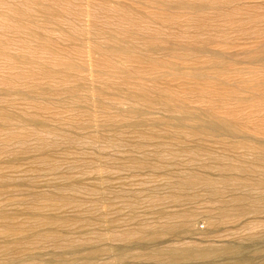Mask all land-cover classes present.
Instances as JSON below:
<instances>
[{"label":"rangeland","instance_id":"1","mask_svg":"<svg viewBox=\"0 0 264 264\" xmlns=\"http://www.w3.org/2000/svg\"><path fill=\"white\" fill-rule=\"evenodd\" d=\"M233 2L230 11L240 12L235 19L241 20L251 15L258 17L261 23L254 25L252 29L262 35L241 37L237 32L239 29L231 25L220 22L213 24L214 10L212 11L210 3L201 7L203 0H0V112L14 118L10 123L0 116V124L3 126L0 125V189L4 187L0 190L3 192H0V212L4 211L14 218V227L11 226L12 231L9 232L0 220V264H9L11 260H14L13 264H47L56 260L58 262L54 264H119L118 256L124 253H129V256L127 255L120 264H152L147 260L136 259L137 255L143 253L140 247H144V244L149 247L148 252L156 248L181 246L218 250L226 245L237 244L246 249L245 253L249 257L248 261L239 264H264L263 204L259 209L261 214L255 219L243 215L245 217L240 218V227H224L217 233L214 232L213 225L223 221L218 219L216 214L220 204L219 200L216 202L206 190L208 186L202 184L199 189H192L193 191L179 189L180 181L185 182L188 177L196 183L216 181V188L218 192H224L222 199L225 201L231 199L230 195L235 189H245L244 191H250L253 195L264 192V189L254 187L250 181L245 183L252 185L246 186L248 189L229 185L227 190L220 181L223 177L243 176L242 172L240 175L238 171L232 173L230 166L239 170L248 166V177L252 173L253 178L264 175L263 168L257 169L258 166L251 165L254 156L245 148L246 143L252 148L253 145L255 147L257 141L254 139L258 137L264 142V108L261 114L255 109L258 104L255 101L264 103V20L261 19L262 15L264 16V0ZM157 30H162L161 37H151ZM146 39L152 42L151 44L161 46L162 50L167 48L168 52L165 50L162 55L159 52L152 54L146 46ZM110 45L134 50L130 54L111 55L108 52ZM60 58L62 60L59 61ZM156 62H164L168 68H162L158 72L156 70V74L155 70L150 68V64ZM70 68L83 70H69ZM248 71L254 74L247 75ZM78 74L79 76L74 78ZM152 74L154 75L151 76ZM33 75L39 79H34ZM65 76H69V81H65ZM195 79H202L206 84L196 86ZM243 81L261 86L258 96L252 97L251 93L240 90ZM160 90L188 101V110H192L191 112H205L217 107L211 104L210 99L201 98V94H233L245 98L247 102L241 106L227 101V109L224 106L225 113L228 115V111L240 112V115L248 118L247 121H230L233 124H242L260 135L252 136L254 138L249 142L242 143L239 142L240 139L219 133L194 136L196 139L189 133L175 134L172 128L177 121L169 117L163 105L146 104L129 97V92H137L138 95L141 91H147L149 97L153 98ZM68 92L73 94H67ZM93 93H96V96ZM99 95L102 105L110 106L111 110L105 105L102 106L101 101L97 105L92 103ZM71 96H77L78 101ZM260 97L263 99L260 100ZM31 99L33 100L30 101ZM83 105L86 109H83ZM113 109L115 110L112 111ZM122 109L126 112H122ZM217 109L218 118L225 117L221 114L224 110ZM133 110L140 114L134 115ZM27 119L32 121L25 122ZM136 121L139 122L138 126L135 125ZM166 122L171 129L165 126ZM42 123H45V126ZM110 123H114L113 126ZM188 124L193 125L191 122ZM4 125L11 127L7 129ZM16 125H19V128ZM49 127L51 128L48 132ZM35 129H38V132ZM44 131L46 132L42 133ZM51 134L52 137L48 136ZM23 140L24 143H21ZM72 142L75 144H71ZM201 188H205L203 190L206 194ZM183 192L186 193L185 196L196 198L181 203L179 198L184 196ZM52 195L54 198H50ZM59 195L69 197L72 201L65 205ZM46 197H49L48 200ZM176 214H186L189 219L187 226L185 225L187 229L181 234L177 233V237L164 235L165 237L161 236L159 241L151 244L138 238H135L137 241L121 239L126 232L140 229L142 225L147 224L148 229H156L173 222L180 224L181 220H173L170 223L167 220ZM51 219H61L68 225L65 229L38 225L39 222H48ZM85 220H91L92 224L99 223L95 227H85L82 223ZM101 222L103 224H100ZM113 225L111 229L110 226ZM34 226L36 236H43L44 231L52 233L44 235L43 238L34 237V234L28 231ZM145 226L142 228H146ZM20 228L27 232L25 237L34 240V245L19 251H5V245L20 238L15 236ZM109 238H112V241ZM70 243L71 248L67 247ZM91 247H94V250ZM104 251L106 253H103ZM80 256H84V259Z\"/></svg>","mask_w":264,"mask_h":264},{"label":"bare ground","instance_id":"2","mask_svg":"<svg viewBox=\"0 0 264 264\" xmlns=\"http://www.w3.org/2000/svg\"><path fill=\"white\" fill-rule=\"evenodd\" d=\"M68 1V0H67ZM70 1V0H69ZM209 0H203V3L200 5L201 7H203V6H208L209 5V3H210V7H211V9H212V11H213V13H212V23L214 24V23H218V22H220V23H223V24H227V25H231V26H233L235 29L237 28V32L240 34V36L241 37H246V36H254V37H258L259 35H262L261 34V32H259V31H257V30H254V28L252 29V27H254V25H256V24H258L259 22H260V19H258V17H254V16H249V17H245L244 19H241V20H236L235 19V17H237L238 15H240V12H238V11H230V9H231V6L233 5V0H210V2H208ZM33 2H34V0H33ZM62 3V2H61ZM36 4V3H35ZM35 6H37V5H35ZM64 7V6H63ZM7 8V7H6ZM74 8V7H73ZM9 10V9H8ZM22 10V9H21ZM20 11V10H19ZM17 12V11H16ZM31 12V11H30ZM49 13V12H48ZM16 14V13H15ZM19 14V13H18ZM37 14V13H36ZM32 15H33V13H32ZM24 16V15H23ZM35 17V16H34ZM75 17V16H74ZM261 19H263L264 20V16L262 15V17H261ZM29 20V19H28ZM31 20H32V18H31ZM262 20V21H263ZM78 21V20H77ZM80 21V20H79ZM35 22V21H34ZM59 22V21H58ZM31 23V22H30ZM67 23H69V22H67ZM66 23V24H67ZM167 23V22H166ZM219 23V24H220ZM261 23V22H260ZM32 24V23H31ZM36 24H37V22H36ZM65 24V23H64ZM65 24V25H66ZM168 24V23H167ZM24 25V24H23ZM35 25V24H34ZM59 25V24H58ZM62 25V24H61ZM71 25V24H70ZM171 25V24H170ZM173 25V24H172ZM11 26V25H10ZM41 26V25H40ZM162 26V25H161ZM164 26H165V23H164ZM169 26V25H168ZM38 27V26H37ZM46 27V26H45ZM66 27V26H65ZM142 27V26H141ZM42 28V27H41ZM68 28H69V26H68ZM167 28V27H166ZM44 29V28H43ZM136 29V28H135ZM154 29V28H153ZM231 29V28H230ZM15 30V29H14ZM60 30V29H59ZM17 31V30H16ZM41 31V30H40ZM39 31V32H40ZM111 31V30H110ZM117 31H119V30H117ZM129 31V30H128ZM133 31V30H132ZM235 31V30H234ZM18 32V31H17ZM38 32V31H37ZM42 32V31H41ZM70 32V31H69ZM100 32V31H99ZM102 32V31H101ZM112 32V31H111ZM143 32V31H142ZM1 33V32H0ZM15 33V32H14ZM43 33V32H42ZM52 33H53V31H52ZM62 33V32H61ZM72 33V32H71ZM139 33V32H138ZM141 33V32H140ZM215 33V32H214ZM237 33V34H238ZM34 34V33H33ZM38 34V33H37ZM46 34V33H45ZM96 34V33H95ZM112 34V33H111ZM127 34H129V33H127ZM142 34V33H141ZM183 34V33H182ZM181 34V35H182ZM228 34V33H227ZM236 34V33H235ZM60 35V34H59ZM101 35V34H100ZM105 35V34H104ZM115 35V34H114ZM161 35H162V30H157V31H155V32H153L150 36L151 37H153V38H155V36L157 37V36H160L161 37ZM181 35H180V37H181ZM186 35V34H185ZM188 35V34H187ZM24 36V35H23ZM33 36H35V35H33ZM64 36V35H63ZM72 36V35H71ZM88 36V35H87ZM130 36V35H129ZM132 36H134V35H132ZM146 36V35H145ZM223 36V35H222ZM225 36V35H224ZM21 37V36H20ZM38 37H39V35H38ZM41 37V36H40ZM66 37V36H65ZM116 37V36H115ZM127 37V36H126ZM136 37V36H135ZM148 37H149V35H148ZM42 38V37H41ZM72 38V37H71ZM70 38V39H71ZM75 38V37H74ZM133 38V37H132ZM150 38V37H149ZM187 38V37H186ZM211 38V37H210ZM138 39V38H137ZM136 39V40H137ZM151 39V38H150ZM191 39V38H190ZM131 40V39H130ZM133 40H134V38H133ZM140 40V39H139ZM177 40V39H176ZM11 41V40H10ZM40 41L42 42L43 40L42 39H40ZM45 41V40H44ZM83 41V40H82ZM82 41H81V43H82ZM146 46L150 49V51H151V53L152 54H156V53H160L161 55H162V51L165 53V50H167V52H168V49L166 48L165 50H162L160 47L161 46H156V45H154V44H151L149 41H148V39H146ZM162 41V40H161ZM167 41V40H166ZM171 41V40H170ZM1 42V41H0ZM90 42V41H89ZM135 42V41H134ZM133 42V43H134ZM154 42V41H153ZM5 43V42H4ZM67 43V42H66ZM137 43V42H136ZM142 43V42H141ZM3 44V43H2ZM13 44V43H12ZM42 44V43H41ZM162 44V43H161ZM21 45V44H20ZM43 45V44H42ZM42 45H41V47H42ZM106 45V44H105ZM128 45H129V43H128ZM139 45H140V43H139ZM37 46V45H36ZM102 46V45H101ZM142 46V45H141ZM20 47V46H19ZM30 47V46H29ZM46 47V46H45ZM77 47V46H76ZM106 47V46H105ZM31 48V47H30ZM44 48V47H43ZM50 48V47H49ZM81 48V47H80ZM109 48L110 49H108L109 51V54H111V55H116V54H130V53H132L133 52V50L134 49H130V48H126V47H121V46H119V45H115V46H109ZM32 49H33V47H32ZM35 49V48H34ZM52 49H55V48H52ZM78 49V48H77ZM97 49V48H96ZM107 49V48H106ZM39 50V49H38ZM44 50H46V49H44ZM51 50V49H50ZM63 50V49H62ZM72 50V49H71ZM170 50V49H169ZM47 52L49 53V50H48V48H47ZM46 52V53H47ZM59 52H61V49L59 50ZM66 52H67V50H66ZM68 52H70V50H68ZM96 52L98 53V49L96 50ZM6 53V52H5ZM32 53V52H31ZM72 53V52H71ZM77 53V52H76ZM99 53H102V52H99ZM136 53V52H135ZM147 53V52H146ZM2 54V53H1ZM33 54V53H32ZM51 54H53V53H51ZM55 54V53H54ZM53 54V55H54ZM74 54V53H73ZM40 55V54H39ZM59 55V54H58ZM76 55V54H75ZM82 55V54H81ZM52 57V56H51ZM106 57V56H105ZM148 57H149V55H148ZM47 58V57H46ZM53 58V57H52ZM12 59V58H11ZM54 59H55V57H54ZM47 60V59H46ZM60 60H62L61 58L59 59V61ZM101 60V59H100ZM158 60V59H157ZM49 61V60H48ZM47 62V61H46ZM52 62V61H51ZM50 62V63H51ZM165 62V61H164ZM163 62V63H164ZM15 63V62H14ZM41 63H42V61H41ZM162 62H156V63H151L150 65V68H151V70L153 71V70H155L154 72H156V70H157V72H158V70H162V68H168L167 66H165L164 64H163ZM13 64V63H12ZM47 64H49V63H47ZM54 65V64H53ZM74 65V64H73ZM14 66V65H13ZM12 66V67H13ZM65 66V65H64ZM72 67H74V66H72ZM78 67V66H77ZM69 68V67H68ZM83 68H84V66H83ZM44 69H42V71H43ZM69 70H83L82 68H78V69H72V68H70ZM45 71V70H44ZM47 71V70H46ZM49 71V70H48ZM52 71V70H51ZM167 71V70H166ZM176 71H182V70H176ZM70 72H72V71H70ZM69 72V73H70ZM76 72V71H75ZM151 72V71H150ZM157 72H156V74H157ZM164 72V71H163ZM168 72V71H167ZM38 74L39 73H41V72H37ZM44 73H46V72H44ZM43 73V74H44ZM49 74H50V72H48ZM69 73H67L68 75H69ZM74 73V72H73ZM77 73V72H76ZM251 74H254L252 71H248V73H247V75H251ZM18 75V74H17ZM30 75V74H29ZM37 75V74H36ZM46 75V74H45ZM52 75V74H51ZM56 75H58L57 73H56ZM55 74H54V76H56ZM154 74H152L151 76H153ZM31 76H32V74H31ZM38 76V75H37ZM44 76V75H43ZM79 76V74L77 75V76H74V78L75 77H78ZM161 76V75H160ZM23 77V76H22ZM33 77H34V79H39V77H37V78H35V75H33ZM41 77V76H40ZM67 79H65V81H67L68 80V78H69V76L67 77V76H65ZM240 77V76H239ZM238 77V78H239ZM24 78H25V76H24ZM29 78V77H28ZM31 78V77H30ZM49 78H50V76H49ZM52 78H54L53 76H52ZM155 78V77H154ZM153 78V79H154ZM240 78H242V77H240ZM21 79H23V78H21ZM31 79H33V78H31ZM37 79V80H38ZM57 79H58V77H57ZM23 80H25V79H23ZM28 80V79H27ZM46 80V79H45ZM53 80V79H52ZM156 80V79H155ZM195 80H197V79H195ZM245 80V79H244ZM49 81V80H48ZM61 81V80H60ZM64 81V80H63ZM69 81V80H68ZM72 81H74V80H72ZM76 81H78V80H76ZM80 81H82V80H80ZM165 81V80H164ZM247 81H248V79H247ZM2 82H3V80H2ZM28 82V81H27ZM31 82V81H30ZM70 82H71V80H70ZM83 82V81H82ZM154 83H156L155 81H153ZM184 82V81H183ZM68 83V82H67ZM79 83V82H78ZM158 83V82H157ZM195 83H196V86H204V84H206L205 83V81H203L202 79H199V80H197V81H195ZM15 84V83H14ZM38 84V83H37ZM80 84V83H79ZM125 84V83H124ZM22 86V85H21ZM76 86H77V83H76ZM165 86V85H164ZM175 86V85H174ZM83 87V86H82ZM167 87V86H166ZM261 86H257V85H252V84H250L249 82H246V81H243L242 82V84H241V86H240V90H242L243 92H247V93H251L250 94V96H252V97H255V96H258V92H259V88H260ZM12 88V87H11ZM114 88V87H113ZM161 88V87H160ZM212 88H214V87H212ZM12 89H14V88H12ZM72 89H74V87L72 88ZM81 89V88H80ZM84 89V88H83ZM116 89H118V86H116ZM164 89V88H163ZM191 89V88H190ZM210 89V88H209ZM77 90V92H78V89H76ZM129 90V89H128ZM65 91H66V89H65ZM68 91H70V90H68ZM83 90H81V92H82ZM56 92V91H55ZM63 92H64V90H63ZM201 92H203L204 93V91H201ZM211 92V91H210ZM215 92V91H214ZM213 92V93H214ZM218 92V91H217ZM2 93V92H1ZM1 93H0V95H1ZM30 93V92H29ZM69 93H72V92H68L67 94H69ZM79 93H80V90H79ZM78 93V94H79ZM83 94H84V91L82 92ZM137 93V92H136ZM136 93H134V92H129V97H130V99L132 98V99H135V100H138V101H142V102H144V103H146V104H152V105H155V103H159L160 105H163L164 107H165V112L167 113V114H169L170 116L169 117H172L173 119H175V121H177V124L172 128L173 130H174V132H175V134H187V133H189V134H191V135H193V137L194 136H199V135H207V134H212V133H219V134H221V135H226V136H230V137H233V139H240L239 140V142H249L250 141V139H253L252 138V136H255V135H260V133L258 132H253V131H251V130H248L247 129V127L246 126H242V124H233L230 120L231 119H237V120H239V121H247L248 120V118H246V117H244V115L242 114V115H240V112H232V111H228V115H226V113H225V108H224V106L226 107V102L227 101H230V102H235V103H237V105L239 104L240 106L242 105V104H245L246 102H247V100L244 98H241V97H239V96H237V95H233V94H229L228 96H219V95H217V96H215V95H213V94H210L209 92V94H206V96L204 95V94H201V98H207V99H210V101L212 102H210L212 105H214V107L215 106H217L216 108H214V109H210V110H208V111H205V112H202L201 110L200 111H195V112H191L190 110H188L190 107H188L189 105H188V101H186L185 99H183V98H179V97H177V96H173V95H168V93H166L165 91H157L156 92V96L155 97H153V98H150L149 97V93L147 92V91H141V92H139V94L138 95H136ZM170 93V92H169ZM49 93H47V95H48ZM73 94V93H72ZM71 94V95H72ZM85 94H86V91H85ZM94 94V93H93ZM96 94V93H95ZM94 94V96H96ZM224 94H226V93H224ZM31 95V94H30ZM33 95V94H32ZM101 95V94H100ZM100 95H99V97L97 96V99H95L96 101L94 102H92V103H94V104H98V103H100V101H101V97H100ZM120 95V94H119ZM220 95H222V94H220ZM261 95V94H260ZM34 96H36V95H34ZM78 96V95H77ZM77 96H75L74 98H76V101H78L77 100ZM81 96V95H80ZM262 96V95H261ZM16 97V96H15ZM67 97H68V95H67ZM79 97V96H78ZM83 97V96H82ZM120 97V96H119ZM18 98V97H17ZM35 98V97H34ZM33 98V99H34ZM37 98V97H36ZM40 98V97H39ZM42 98V97H41ZM71 98H73L72 96H71ZM73 98V99H74ZM118 98V97H117ZM199 98V97H198ZM257 98H259V97H257ZM257 98H255L256 100H257ZM261 99L260 100H262L263 98L262 97H260ZM30 99V98H29ZM33 99H31L30 101H32ZM66 99H68V98H66ZM65 99V100H66ZM83 99V98H82ZM84 99H85V97H84ZM131 99V100H132ZM36 100L37 99H35L34 101L36 102ZM259 100V99H258ZM22 101V100H21ZM54 101V100H53ZM87 102H88V96H87V100H86ZM92 101V100H91ZM196 101H198V100H196ZM209 101V100H208ZM82 102V101H81ZM256 103H258L256 106H255V109H257V113L258 114H261L262 113V110H263V108H264V103H261L260 101H255ZM263 102H264V99H263ZM30 103H32V102H30ZM34 103V102H33ZM75 103V102H74ZM35 104V103H34ZM72 104V103H71ZM83 104V103H82ZM88 104V103H87ZM90 104V103H89ZM101 105H102V101H101V103H100ZM158 104V105H159ZM261 104V105H260ZM78 105V104H77ZM85 105V104H84ZM83 105V106H84ZM105 104H103L102 106H104ZM207 105V104H206ZM37 106V105H36ZM58 106V105H57ZM71 106V105H70ZM88 106V105H87ZM95 106V105H94ZM16 107V106H15ZM27 107V106H26ZM89 107V106H88ZM95 107H97V106H95ZM101 107V106H100ZM105 107H107L106 105H105ZM234 107V106H233ZM4 108V107H3ZM2 108V109H3ZM43 108V107H42ZM81 108V107H80ZM86 109V107L84 106L83 107V109ZM91 108V107H90ZM94 108V107H93ZM102 108V107H101ZM104 108V107H103ZM108 108H110L109 110H111L112 108L109 106V107H107V109ZM113 108H115V107H113ZM217 108H220V110H224V112H222L221 114H223L225 117H222V118H218V114H219V111H217L218 109ZM235 108V107H234ZM5 109V108H4ZM36 109V108H35ZM38 109H40V108H38ZM82 109V110H83ZM92 109V108H91ZM94 109H96V108H94ZM118 109V108H117ZM121 109V108H120ZM217 109V110H216ZM226 109H227V107H226ZM46 110V109H45ZM77 110V109H76ZM115 109H113L112 111H114ZM119 110V109H118ZM130 110V109H129ZM152 110V109H151ZM203 110V109H202ZM235 110V109H234ZM81 111V110H80ZM108 111V110H107ZM107 111H106V115H107ZM122 112L123 111H125V110H121ZM140 111V110H139ZM111 112V111H110ZM117 112V111H116ZM119 112H120V110H119ZM126 112V111H125ZM128 112V111H127ZM146 112V111H145ZM21 113V112H20ZM104 113V112H103ZM118 113V112H117ZM134 115H136V113H139V112H137L136 110H133V112H132ZM53 114V113H52ZM108 114H109V112H108ZM119 114V113H118ZM124 114V113H123ZM140 114V113H139ZM29 115V114H28ZM110 115V114H109ZM128 115V114H127ZM0 116L4 119V120H6V121H11L12 122V120L14 119L13 118V116H9V114L8 115H5V113H3V112H0ZM19 116V115H18ZM21 116V115H20ZM24 116H26V115H24ZM120 116V115H119ZM122 116V115H121ZM255 116V115H254ZM14 117H15V115H14ZM17 117V116H16ZM31 117H34V116H31ZM31 117H29L28 116V118H31ZM35 117H36V119H37V116L35 115ZM34 117V118H35ZM125 117H127L126 115H125ZM1 118V119H2ZM22 118H24V117H22ZM76 118V117H75ZM79 118V117H78ZM122 118V117H121ZM128 118H129V116H128ZM130 118H131V116H130ZM152 118V117H151ZM172 118H170V119H172ZM240 118H241V120H240ZM20 119V118H19ZM38 119H39V117H38ZM111 119V118H110ZM21 120V119H20ZM139 120V119H138ZM141 120H143V119H141ZM235 120L233 121V122H235ZM26 121H30V120H25V122ZM31 121H32V119H31ZM30 121V122H31ZM40 121V120H39ZM147 121V120H146ZM260 121V120H259ZM10 122V123H11ZM23 122V121H22ZM24 122V123H25ZM34 123L36 122V120L35 121H33ZM37 122H38V120H37ZM41 122V121H40ZM39 122V123H40ZM52 122V121H51ZM110 122V121H109ZM111 122H112V119H111ZM138 121H136V123H135V125L136 126H138L139 125V122L137 123ZM144 122V121H143ZM150 122V121H149ZM163 122V121H162ZM173 122V121H172ZM188 122H191V123H193V125L191 126H189V124H188ZM262 122H264V121H262ZM0 123H2V122H0ZM16 122L14 121V124H15ZM24 123H22V124H24ZM47 123V122H46ZM148 123V122H147ZM156 123V122H155ZM4 124V123H3ZM7 124H9V123H7ZM22 124H20V125H22ZM27 124V123H26ZM28 124H29V122H28ZM111 124V123H110ZM112 124H114V123H112ZM111 124V125H112ZM134 124V123H133ZM165 124V126H167V127H170V129H171V126H169V124L166 122V123H164ZM1 125V127H3L2 126V124H0ZM11 125V124H10ZM10 125H4V126H7V129H8V127L10 126ZM33 124H31V126H32ZM38 125V124H37ZM36 125V126H37ZM42 125H43V123H42ZM52 125V124H51ZM50 125V126H51ZM134 125V126H135ZM141 125V124H140ZM159 125H160V123H159ZM14 126V125H13ZM12 126V127H13ZM18 128H19V125H16ZM26 126V125H25ZM43 126H45V123H44V125ZM48 126H49V124H48ZM113 126V125H112ZM145 126V125H144ZM163 126V124H161V127ZM249 126V125H248ZM262 126V125H261ZM11 127V126H10ZM9 127V128H10ZM16 127V128H17ZM33 127V126H32ZM35 127V126H34ZM41 127V126H40ZM40 127H37V128H40ZM126 127V126H125ZM130 127V126H129ZM141 127V126H140ZM147 127V126H146ZM14 128V127H13ZM13 128H12V130H13ZM15 128V129H16ZM36 128V127H35ZM50 128L51 127H49V128H47L48 129V132H49V130H50ZM259 128H260V126H259ZM262 128V127H261ZM23 129V128H22ZM28 129V128H27ZM43 129V128H42ZM137 129V128H136ZM144 129V128H143ZM3 130V129H2ZM36 130V129H35ZM39 130H41V128L39 129ZM44 130V129H43ZM42 130V131H43ZM46 130V129H45ZM156 130V129H155ZM4 131V130H3ZM3 131H1V132H3ZM28 131V130H27ZM52 132H54L53 130H51ZM120 131V130H119ZM14 132V131H13ZM35 132V131H34ZM36 132H38V129L36 130ZM35 132V133H36ZM41 132V131H40ZM40 132L38 133V134H40ZM46 131H44V132H42V133H45ZM60 132V131H59ZM15 133V132H14ZM22 133H23V131H22ZM25 133V132H24ZM32 133V132H31ZM41 133V134H42ZM56 133V132H55ZM166 133V132H165ZM262 133V132H261ZM6 134V133H5ZM10 134H13V133H11L10 132ZM16 134V133H15ZM47 134V133H46ZM188 134V135H189ZM27 135V134H26ZM32 135V134H31ZM52 135L53 134H51V135H48V136H51L52 137ZM59 134H57V136H58ZM264 135V134H263ZM262 135V136H263ZM19 136V135H18ZM24 136V135H23ZM34 136V135H33ZM190 136V135H189ZM208 136V135H207ZM261 136V137H262ZM54 137V136H53ZM62 137V136H61ZM161 137V136H160ZM257 137V136H256ZM156 138V137H155ZM154 138V139H155ZM195 138V137H194ZM197 138V137H196ZM195 138V139H196ZM259 138V137H258ZM258 138H255L254 139V141L256 142L255 144V147H254V145H253V148L252 147H250V145H248V143H246V149L248 150V151H250L252 154H253V158H254V162H252L251 163V165H256V166H258L257 167V169H264V142L262 141V140H259ZM8 139V138H7ZM24 139H26V138H24ZM34 139V138H33ZM148 139H150L149 137H148ZM218 139V138H217ZM55 140V139H54ZM70 140V139H69ZM20 141H21V139H20ZM44 141V140H43ZM71 141V140H70ZM72 141H74V140H72ZM30 142V141H29ZM41 142V141H40ZM66 142H68V141H66ZM1 143V142H0ZM21 143H24V140H23V142H21ZM26 143V142H25ZM205 143V142H204ZM4 144V143H3ZM7 144H8V142H7ZM6 144V145H7ZM71 144H75L74 142H72ZM9 145V144H8ZM23 145V144H22ZM45 144H43V146H44ZM52 145V144H51ZM55 145H57V143L55 144ZM54 145V146H55ZM53 146V148H57V147H54ZM75 146H77V145H75ZM164 146V145H163ZM13 147V146H12ZM52 147V146H51ZM71 148H72V145L70 146ZM49 148H50V146H49ZM59 148V147H58ZM142 148V147H141ZM224 148V147H223ZM10 149H11V147H10ZM29 149V148H28ZM227 149V148H226ZM14 150V149H13ZM199 150V149H198ZM252 150V151H251ZM3 151V150H2ZM15 151V150H14ZM28 151V150H27ZM202 151V150H201ZM39 152V151H38ZM41 152V151H40ZM44 152V151H43ZM199 152V151H198ZM202 153V152H201ZM43 157H44V155H42ZM49 156V155H48ZM55 156V155H54ZM41 158V157H40ZM46 158V157H45ZM15 159V158H14ZM43 160V159H42ZM52 160V159H51ZM247 160V159H246ZM49 161V159L46 161V162H48ZM134 161V160H133ZM32 162V161H31ZM237 162V161H236ZM135 163V162H134ZM141 163V162H140ZM218 163H220L219 161H218ZM49 163H47V165H48ZM246 165V164H245ZM250 165V166H251ZM46 166V165H45ZM219 166V165H218ZM243 166H244V164H243ZM250 166H249V168H250ZM248 167V166H247ZM247 167H243L242 169L243 170H239V169H237L236 167H234V166H230L229 167V170L230 171H233L232 173H235L236 171H238L239 173V175H240V173L242 172V173H244L245 174V172H246V177H244V174H243V176H237V178H235V177H223V178H221V183H222V185H224L225 187H227L226 188V190L228 189V187H229V185L231 186V185H234V186H238L239 188L240 187H245V188H247L246 186H248L249 184H245V183H247V182H251V184L255 187H259V188H261L262 190L264 189V175H262L263 177H259V178H253L251 175H253V173L252 174H250V177H248L249 176V174H247L248 173V171H249V169L247 168ZM228 170V171H229ZM216 171V170H215ZM228 171H226V173L228 172ZM223 172V171H222ZM264 172V171H263ZM250 173H251V170H250ZM221 174V173H220ZM237 174V173H236ZM223 175V174H222ZM229 175V174H228ZM220 176V175H219ZM224 176V175H223ZM230 176V175H229ZM221 177V176H220ZM252 178V179H251ZM182 179V178H181ZM186 179H188V180H186L185 182H184V180L181 182L180 181V190L182 191L183 189H189L188 191H193L192 189H194V188H198V187H200V185H207L208 186V188H206V190H208V192L211 194V197H213V198H215L216 199V202L219 200V203L218 204H220V206L216 209V211H217V217H218V219H220V220H223V221H219V223H215L213 226H214V232H217V231H219L220 229L222 230V228H224V227H233L232 225H235V227H240L241 225H240V221H241V219L240 218H243V217H245V216H243V215H247V216H252V217H254V219H255V217H258V215L259 214H261L260 212H259V209H260V206H262L261 204H263V206H264V192L263 191H261L262 193L261 194H257V195H253V194H251V193H247L246 191H244V190H238L237 189V191H236V189H235V191H233L232 193H231V195H230V200H228V201H225V200H223L222 198H223V194H224V192H223V194L221 193V192H218V190H217V188H216V185L218 184H216V181H209V182H202L201 183V181H199L198 183H196L195 181H193V179L192 180H190L188 177L186 178ZM196 179V178H195ZM218 180V179H217ZM1 181V180H0ZM196 181H198V180H196ZM215 182V183H214ZM5 183V182H4ZM179 183V182H178ZM177 183V184H178ZM221 183H219V185L221 184ZM10 184V183H9ZM176 184V185H177ZM250 184V185H251ZM249 185V186H250ZM251 185V186H252ZM1 186V185H0ZM204 186V187H205ZM218 186V185H217ZM224 186H223V188H224ZM233 186V187H234ZM2 188H4V187H2ZM2 188L0 189V190H2ZM177 188V187H176ZM221 188V187H220ZM241 188V189H242ZM256 188V189H257ZM6 189V188H5ZM199 189V188H198ZM197 189V190H198ZM203 189H205V188H203ZM202 188H201V190H203ZM230 189V188H229ZM234 189V188H233ZM248 189V188H247ZM7 190V189H6ZM179 190V192H181ZM196 190V189H195ZM249 190H250V188H249ZM258 190V189H257ZM68 191V190H67ZM66 191V192H67ZM204 192V194H206V192H205V190H203ZM231 191V190H230ZM1 192V191H0ZM63 192V191H62ZM178 192V191H177ZM1 193H3V192H1ZM182 193V192H181ZM184 193V192H183ZM186 193H187V191H186ZM186 193H184V196H180V194H179V196H180V198H179V200H180V202L182 203L183 201H184V203H185V201H190V200H193L194 198H196L195 196H185V194ZM189 193V192H188ZM187 193V194H188ZM198 193H200V191L199 192H197V194ZM220 193L222 194V195H220ZM260 193V192H259ZM191 194H193V193H191ZM195 194H196V191H195ZM1 195V194H0ZM182 195V194H181ZM208 195V194H207ZM2 196V195H1ZM41 196V195H40ZM49 196V195H48ZM62 199L61 200H64V203H65V205H69L68 204V202L69 201H72V199L71 198H69V197H64L63 195L61 196V195H59ZM197 197H200V195L198 196V195H196ZM209 197H210V195H208ZM225 196V195H224ZM34 197H36V196H34ZM54 198V195H52L50 198ZM47 198V200H48V198L49 197H46ZM177 198V197H176ZM43 199V198H42ZM218 199V200H217ZM225 199V198H224ZM39 200V199H38ZM208 200H209V198H208ZM221 200V201H220ZM34 201H36V200H34ZM174 201H176V200H174ZM211 201V200H210ZM38 202V201H37ZM179 202V201H178ZM210 203V202H209ZM211 203H213V201L211 202ZM186 204H187V202H186ZM186 204H184V205H186ZM189 204V203H188ZM217 204V205H218ZM134 208V207H133ZM34 210H35V208H33ZM134 211V210H133ZM184 212H187V211H184ZM262 212V211H261ZM30 213H31V211H30ZM133 213V212H132ZM162 213V212H161ZM191 213V212H190ZM212 213V212H211ZM210 213V214H211ZM28 214H29V212H28ZM162 214H165V213H162ZM159 215H160V213H159ZM166 215V214H165ZM208 215V214H207ZM156 216V215H155ZM160 216H162V215H160ZM193 217V216H192ZM209 217V216H208ZM100 218H102V216H100ZM158 218H159V216H158ZM165 218V217H164ZM228 218H231V220H228ZM166 219V218H165ZM228 220V222H226V221H224V220ZM0 220H2V222H4L3 224H4V226H5V230H7L8 232L9 231H12V229H11V226H13V220H14V218L12 217V216H10L9 214H7V213H5L4 211H1L0 212ZM100 220V219H99ZM167 220H169V223H170V221H173V220H181V222H180V224H176V223H172V224H167V225H165V226H161V228H156V229H148L146 226H148L147 224H146V228H142V227H144L143 225H142V227L140 226V229H137V230H134V231H130V232H126L123 236H121V239H124V240H130V241H132V240H134L135 238H138V239H140V240H142L143 242H146L147 244H151V243H154L155 241L157 242V241H159L160 240V237L162 236H164V235H171V236H176L177 237V233H182V232H184V229L186 228V226H187V224H186V222L188 223V220L189 219H187V215L186 214H176V215H174V216H172V217H170V219H168L167 218ZM176 221V222H177ZM191 221V220H190ZM231 221V222H230ZM1 222V223H2ZM192 222V221H191ZM83 223V226H85V227H88V226H91V227H95V225L97 224V223H99V222H94L93 224H92V221L91 220H85L84 222H82ZM137 223V222H136ZM144 223V222H143ZM159 223V222H158ZM179 223V222H178ZM92 224V225H91ZM100 224H103L102 222L100 223ZM100 224H98V225H100ZM140 224H142V223H140ZM196 224H198V223H196ZM211 224V223H210ZM40 227H48V226H50L51 227V229L53 228V227H57V228H63V229H65L64 227L65 226H67L68 224L66 223V222H64L63 220H59V219H51L50 221H48V222H45V221H42V222H39V224H38ZM97 225V226H98ZM161 225V224H160ZM186 225V226H185ZM191 225V224H190ZM1 226H3V225H1ZM210 226V225H209ZM211 226H212V224H211ZM14 227V226H13ZM99 227V226H98ZM101 227V226H100ZM109 227V226H108ZM111 227V229L114 227V225L113 226H110ZM189 227V226H188ZM3 228V227H2ZM34 228H36V226H34V227H30V229L28 230L29 232H31V233H33L34 235V237L36 236V233H35V229ZM56 228V229H57ZM67 228V227H66ZM203 228V227H202ZM245 228V227H244ZM47 229V228H46ZM55 229V228H54ZM53 229V230H54ZM107 229H109V228H107ZM187 229V228H186ZM195 229V228H194ZM236 229V228H235ZM238 229V228H237ZM18 230V233H15V236H19L20 238L18 239V240H16V241H14V242H12L11 244L9 243V244H7V245H5L4 246V249H5V251H9V250H11V251H14V250H18L19 251V249H23L24 247H26V246H28V247H31V246H33L34 245V240H32V238L31 237H25V233H27L25 230H23V229H17ZM48 230V229H47ZM60 230V229H59ZM189 230V229H188ZM14 231V230H13ZM55 231V230H54ZM53 231V232H54ZM63 231V230H62ZM62 231H60L61 233H62ZM110 231V230H109ZM187 231V230H186ZM55 232H57V230L55 231ZM59 232V233H60ZM116 232V231H115ZM214 232H212V233H214ZM43 233H45V234H43V236H36L37 238H43L44 237V235H46V234H49V233H46L45 231L43 232ZM52 233V232H51ZM50 233V234H51ZM58 233V234H59ZM188 233V232H187ZM218 233V232H217ZM14 234V233H13ZM115 233H113V235H114ZM216 234V233H215ZM54 235V234H53ZM61 235V234H60ZM64 235V234H63ZM112 235V234H111ZM111 235L109 236V237H111ZM179 235V234H178ZM67 236V235H66ZM183 236H184V234H183ZM65 237V236H64ZM113 237V236H112ZM123 237V238H122ZM165 237V236H164ZM169 237V236H168ZM66 238V237H65ZM113 238H115V237H113ZM117 238H118V236H117ZM182 238V237H181ZM253 238V237H252ZM50 239V238H49ZM63 239V238H62ZM99 239V238H98ZM110 239V238H109ZM112 239V238H111ZM110 239V240H111ZM116 239V238H115ZM161 239H163V238H161ZM52 240V239H51ZM56 240V239H55ZM54 240V242L57 244V242ZM65 240V239H64ZM114 240V239H113ZM117 240V239H116ZM136 240V239H135ZM170 240H172V239H170ZM184 240V239H183ZM67 241V240H66ZM99 241V240H98ZM112 241V240H111ZM118 241V240H117ZM121 241V240H120ZM137 241V240H136ZM162 241V240H161ZM160 241V242H161ZM61 242V241H60ZM101 242V241H100ZM99 242V243H100ZM138 242H140V241H138ZM98 243V244H99ZM129 243V242H128ZM133 243V242H132ZM180 243V242H179ZM59 245H60V243H58ZM127 244V243H126ZM134 244V243H133ZM142 244V243H141ZM141 244H139V245H141ZM159 244V243H158ZM182 244H184V243H182ZM53 245H55L54 243H53ZM82 245H83V243H82ZM135 245V244H134ZM137 245V244H136ZM138 245V246H139ZM185 245V244H184ZM56 246V245H55ZM54 246V247H55ZM71 246H72V243H70L67 247H69V248H71ZM154 246H159V245H157V244H154ZM58 247V246H57ZM95 247V246H94ZM94 247L92 248L93 250H94ZM100 247V246H99ZM140 247V246H139ZM60 248V247H59ZM58 248V249H59ZM90 248V247H89ZM138 248V247H137ZM142 250H143V253H141V255L139 256V255H137V257H136V259H138V260H147V261H149V262H152V264H239V263H242V262H246V260L248 261L249 260V257L247 256V254L245 253V248L244 247H242L241 245H238L237 246V244H230V245H226L225 247H223V248H221V249H218V250H215V249H212V248H207V249H200V248H198V247H195V246H189V247H184V246H181V247H175V248H169V249H158V248H156V249H154V250H152V251H149L148 252V249H149V247L148 246H146V244H144V247H140ZM152 248H153V246H152ZM159 248H160V246H159ZM80 249V248H79ZM84 249H85V247H84ZM95 249H97V248H95ZM98 249H100V248H98ZM97 249V250H98ZM151 249V248H150ZM75 250H76V248H75ZM103 250H105V249H103ZM107 250V249H106ZM121 250V249H120ZM129 250V249H128ZM131 250V249H130ZM145 250V251H144ZM110 251H111V249H110ZM117 251V250H116ZM63 252H65V251H63ZM83 252H85L84 250H83ZM94 253V252H93ZM97 253V252H96ZM103 253H106V251H104ZM85 254H86V252H85ZM84 254V255H85ZM95 254V253H94ZM98 254H99V252H98ZM125 254V253H124ZM124 254H121V255H119L118 256V260L120 261V263H121V261H123L126 257H127V255L129 256V253L127 254V252H126V254L127 255H124ZM92 255V254H91ZM103 255V254H102ZM114 255H116V254H114ZM235 255V257H232V256H234ZM58 256V255H57ZM97 256V255H96ZM99 256V255H98ZM136 256V255H135ZM237 256V257H236ZM30 257V256H29ZM80 257H82V256H80ZM84 257V256H83ZM82 257V258H83ZM100 257V256H99ZM103 257V256H102ZM40 258V257H39ZM39 258H37V259H39ZM51 258H53V257H51ZM86 258V257H85ZM41 259V258H40ZM61 259V258H60ZM84 259V258H83ZM56 260V259H55ZM88 260V259H87ZM115 260L116 261H118L116 258H115ZM132 260H133V258H132ZM14 261V260H13ZM12 260L10 261V263L11 264H13L12 262H13ZM37 261V260H36ZM50 261H51V259H50ZM86 261V260H85ZM94 261V260H93ZM135 261V260H134ZM16 262V261H15ZM30 262H31V260H30ZM30 262H28V263H30ZM55 262H58L57 260L56 261H51V262H49V263H47V264H54ZM65 262V261H64ZM126 262V261H125ZM9 263V264H10ZM18 263H19V261H18ZM25 263V262H24ZM38 263V262H37ZM40 264H41V262H39ZM45 262H43L42 264H44ZM60 263V262H59ZM90 263V262H89ZM88 263V264H89ZM119 263V264H120ZM142 264H143V262H141ZM15 264V263H14ZM20 264V263H19ZM22 264V263H21ZM26 264V263H25ZM35 264V263H34ZM86 264V263H85Z\"/></svg>","mask_w":264,"mask_h":264}]
</instances>
